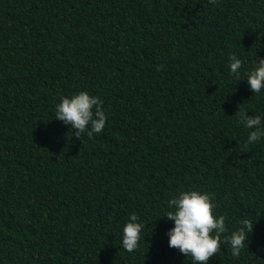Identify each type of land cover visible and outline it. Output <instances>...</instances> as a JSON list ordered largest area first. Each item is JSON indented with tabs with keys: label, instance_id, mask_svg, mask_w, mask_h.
I'll use <instances>...</instances> for the list:
<instances>
[{
	"label": "trees",
	"instance_id": "1",
	"mask_svg": "<svg viewBox=\"0 0 264 264\" xmlns=\"http://www.w3.org/2000/svg\"><path fill=\"white\" fill-rule=\"evenodd\" d=\"M255 55L264 0H0V264H191L162 217L182 190L214 194L222 239L254 222L238 257L223 244L208 264H264V138L245 151L235 115L264 124ZM79 91L107 115L91 139L54 118Z\"/></svg>",
	"mask_w": 264,
	"mask_h": 264
},
{
	"label": "clouds",
	"instance_id": "2",
	"mask_svg": "<svg viewBox=\"0 0 264 264\" xmlns=\"http://www.w3.org/2000/svg\"><path fill=\"white\" fill-rule=\"evenodd\" d=\"M219 0H208L209 4L217 5ZM230 73L237 81L240 80V70L243 60L235 54L228 57ZM163 66L158 65L157 71H162ZM246 81L253 94L264 90V58L255 55L253 67L245 72ZM103 101L98 96L90 95L86 91H79L71 96H61L55 107L54 118L64 125H70L74 130L72 135L80 140L82 134L89 139L102 133L106 126L107 115L103 110ZM248 111L238 109L235 115L239 122L249 129L244 150L250 144L259 142L264 138V124L261 115H246ZM217 204L214 194L199 190L179 191L168 200V208L164 217L173 222V227L167 232L169 248L177 249L185 257L191 256V264H208L210 258L220 253L221 245L228 244L231 255L238 257L241 250L247 247L249 234L253 231L254 222L241 219L239 227L229 236L226 232V217L215 215ZM137 214L132 213L123 226L122 246L132 253L139 247L141 232L146 227L138 222Z\"/></svg>",
	"mask_w": 264,
	"mask_h": 264
}]
</instances>
